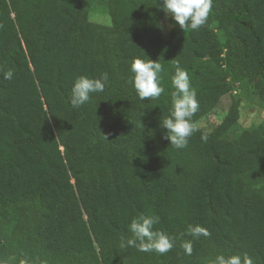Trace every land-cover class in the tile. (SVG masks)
I'll return each instance as SVG.
<instances>
[{"label":"trees","instance_id":"trees-1","mask_svg":"<svg viewBox=\"0 0 264 264\" xmlns=\"http://www.w3.org/2000/svg\"><path fill=\"white\" fill-rule=\"evenodd\" d=\"M94 3L110 24L89 20V0H0V264H264V122L231 137L241 99L264 108V0H212L204 26L168 18L167 38L161 0ZM135 58L162 64L159 99L137 97ZM176 61L197 93L195 124L233 96L180 150L160 127ZM105 72V91L73 109L74 80ZM141 215L159 218L171 251L120 247Z\"/></svg>","mask_w":264,"mask_h":264},{"label":"clouds","instance_id":"clouds-1","mask_svg":"<svg viewBox=\"0 0 264 264\" xmlns=\"http://www.w3.org/2000/svg\"><path fill=\"white\" fill-rule=\"evenodd\" d=\"M162 10L167 17L175 22L183 31L198 30L207 23L212 10V0H161ZM162 64L150 59L135 58L131 63L130 71L133 74L131 84L141 100H157L164 93L159 74L162 72ZM14 72L9 70L4 73L5 80H12ZM109 81L108 73H101L98 78L80 76L74 80L69 103L73 109L85 105L94 93H103ZM171 107L169 115L160 120V127L165 130L164 139L177 150L188 146L189 139L198 131L192 118L199 109L197 93L192 87L187 70L183 69L179 61H176L175 72L171 78ZM105 138V137H104ZM207 134L201 135V140L206 142ZM159 223L156 216L141 215L128 225L131 238H121L120 247H132L141 253L165 254L175 246L174 238L162 231L154 230ZM193 237L209 236L210 233L204 227L191 228ZM186 255H191L193 246L191 241L182 244ZM211 264H253L249 257L223 254L217 255Z\"/></svg>","mask_w":264,"mask_h":264},{"label":"rangeland","instance_id":"rangeland-1","mask_svg":"<svg viewBox=\"0 0 264 264\" xmlns=\"http://www.w3.org/2000/svg\"><path fill=\"white\" fill-rule=\"evenodd\" d=\"M89 20L93 23L98 24H110L109 17L96 8L94 0H89ZM168 27V17L165 13L163 18L165 38H167ZM232 101V95H226L222 97L219 104L212 112H210L209 114L201 118L198 122H196V127L206 132H209L214 129L225 117ZM239 113L240 117L237 122L236 130L231 135V137L237 135L243 130L251 129L254 123L256 122H264V108L261 106L257 98H253L252 101L247 102L241 99ZM14 260L17 261L19 264H27V261L23 258L17 257Z\"/></svg>","mask_w":264,"mask_h":264}]
</instances>
